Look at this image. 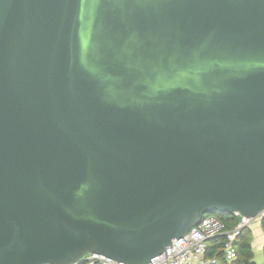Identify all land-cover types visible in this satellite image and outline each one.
Returning a JSON list of instances; mask_svg holds the SVG:
<instances>
[{"label": "water", "instance_id": "water-1", "mask_svg": "<svg viewBox=\"0 0 264 264\" xmlns=\"http://www.w3.org/2000/svg\"><path fill=\"white\" fill-rule=\"evenodd\" d=\"M216 211L264 213V0H0V264H146Z\"/></svg>", "mask_w": 264, "mask_h": 264}, {"label": "built area", "instance_id": "built-area-1", "mask_svg": "<svg viewBox=\"0 0 264 264\" xmlns=\"http://www.w3.org/2000/svg\"><path fill=\"white\" fill-rule=\"evenodd\" d=\"M234 214L239 215L241 220L232 230H228L224 221L217 215H205L201 222L193 226L185 236L173 239L171 245L163 253L153 257L146 264H218L217 258H207L205 255L208 240L219 235H226L225 256L233 260L236 257L234 247L236 238L244 227L249 226L256 219L246 217L239 212ZM262 215L264 216V213ZM83 260L82 263L74 264H126L97 253H87Z\"/></svg>", "mask_w": 264, "mask_h": 264}, {"label": "trees", "instance_id": "trees-1", "mask_svg": "<svg viewBox=\"0 0 264 264\" xmlns=\"http://www.w3.org/2000/svg\"><path fill=\"white\" fill-rule=\"evenodd\" d=\"M214 214L224 221L228 230H232L241 220V217L234 213L216 211ZM262 225L264 227V217L262 219ZM226 241V235L210 238L205 256L207 258H217L219 261L218 264H256L254 261L251 230L248 226L241 230V233L234 242L236 257L231 261H228L225 256L224 246Z\"/></svg>", "mask_w": 264, "mask_h": 264}, {"label": "crops", "instance_id": "crops-1", "mask_svg": "<svg viewBox=\"0 0 264 264\" xmlns=\"http://www.w3.org/2000/svg\"><path fill=\"white\" fill-rule=\"evenodd\" d=\"M264 217V216H263ZM263 218H256L248 227L251 230L252 246L254 251V261L257 263L260 260V264H264V227L262 225ZM228 261H231L228 259Z\"/></svg>", "mask_w": 264, "mask_h": 264}, {"label": "rangeland", "instance_id": "rangeland-1", "mask_svg": "<svg viewBox=\"0 0 264 264\" xmlns=\"http://www.w3.org/2000/svg\"><path fill=\"white\" fill-rule=\"evenodd\" d=\"M256 257H257V263L260 264V260H258V256H256Z\"/></svg>", "mask_w": 264, "mask_h": 264}]
</instances>
